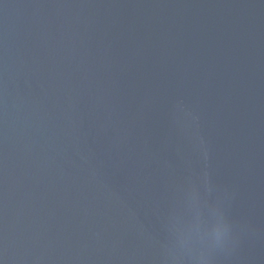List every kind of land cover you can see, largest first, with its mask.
Masks as SVG:
<instances>
[{
    "label": "water",
    "instance_id": "water-1",
    "mask_svg": "<svg viewBox=\"0 0 264 264\" xmlns=\"http://www.w3.org/2000/svg\"><path fill=\"white\" fill-rule=\"evenodd\" d=\"M0 264H264V0H0Z\"/></svg>",
    "mask_w": 264,
    "mask_h": 264
}]
</instances>
